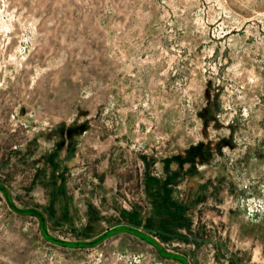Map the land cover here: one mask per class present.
I'll return each mask as SVG.
<instances>
[{"label":"rangeland","instance_id":"374dc122","mask_svg":"<svg viewBox=\"0 0 264 264\" xmlns=\"http://www.w3.org/2000/svg\"><path fill=\"white\" fill-rule=\"evenodd\" d=\"M0 264H264V0H0Z\"/></svg>","mask_w":264,"mask_h":264}]
</instances>
